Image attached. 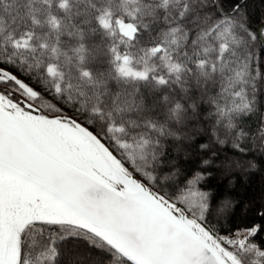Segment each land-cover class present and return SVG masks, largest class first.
Listing matches in <instances>:
<instances>
[{
	"label": "snow or ice",
	"instance_id": "snow-or-ice-1",
	"mask_svg": "<svg viewBox=\"0 0 264 264\" xmlns=\"http://www.w3.org/2000/svg\"><path fill=\"white\" fill-rule=\"evenodd\" d=\"M257 172L249 0H0V264H264Z\"/></svg>",
	"mask_w": 264,
	"mask_h": 264
},
{
	"label": "trees",
	"instance_id": "trees-1",
	"mask_svg": "<svg viewBox=\"0 0 264 264\" xmlns=\"http://www.w3.org/2000/svg\"><path fill=\"white\" fill-rule=\"evenodd\" d=\"M250 11L252 19L256 21L259 17L264 15V0H249ZM219 182V177L213 180V185H217ZM219 191L221 195L230 193L234 197L241 198L242 206L238 210V217L252 218V213H245L243 209V204L252 202L253 204H258L259 197L262 192H264V172H257L253 176L249 177L246 181L237 183L233 188H228L227 180L223 181L220 185Z\"/></svg>",
	"mask_w": 264,
	"mask_h": 264
}]
</instances>
